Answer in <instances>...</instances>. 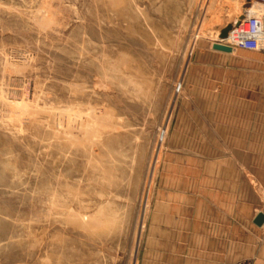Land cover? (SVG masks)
Listing matches in <instances>:
<instances>
[{
	"label": "rangeland",
	"instance_id": "obj_1",
	"mask_svg": "<svg viewBox=\"0 0 264 264\" xmlns=\"http://www.w3.org/2000/svg\"><path fill=\"white\" fill-rule=\"evenodd\" d=\"M243 6L0 0V264H160L217 167L264 186V49L212 48Z\"/></svg>",
	"mask_w": 264,
	"mask_h": 264
},
{
	"label": "crops",
	"instance_id": "obj_2",
	"mask_svg": "<svg viewBox=\"0 0 264 264\" xmlns=\"http://www.w3.org/2000/svg\"><path fill=\"white\" fill-rule=\"evenodd\" d=\"M217 168L205 187L192 190L189 212L179 213L176 202L175 217L152 225L164 243L160 264H264V223H254L257 214L264 213V186L256 178L247 186L240 167L234 171L237 185H232L225 177L229 171Z\"/></svg>",
	"mask_w": 264,
	"mask_h": 264
},
{
	"label": "built area",
	"instance_id": "obj_3",
	"mask_svg": "<svg viewBox=\"0 0 264 264\" xmlns=\"http://www.w3.org/2000/svg\"><path fill=\"white\" fill-rule=\"evenodd\" d=\"M243 14L231 26L228 36L231 39L232 49L260 50L264 49V16L252 12L254 4L264 6V0H242ZM250 6V7H249ZM249 7V8H248ZM233 264H250L249 261H239Z\"/></svg>",
	"mask_w": 264,
	"mask_h": 264
},
{
	"label": "water",
	"instance_id": "obj_4",
	"mask_svg": "<svg viewBox=\"0 0 264 264\" xmlns=\"http://www.w3.org/2000/svg\"><path fill=\"white\" fill-rule=\"evenodd\" d=\"M228 34V29L223 30L222 32V36H227ZM212 48L214 50H218V51H222V52H226V53H231L233 51L232 47L229 45H224L221 43H213ZM254 223L257 224L258 226H261L264 223V213L260 212L259 214H257Z\"/></svg>",
	"mask_w": 264,
	"mask_h": 264
},
{
	"label": "bare ground",
	"instance_id": "obj_5",
	"mask_svg": "<svg viewBox=\"0 0 264 264\" xmlns=\"http://www.w3.org/2000/svg\"><path fill=\"white\" fill-rule=\"evenodd\" d=\"M252 12H255L254 9L252 10ZM223 37H225V36H223ZM221 44H222V43H221ZM224 45H226V44H224ZM229 46H230V45H229Z\"/></svg>",
	"mask_w": 264,
	"mask_h": 264
}]
</instances>
